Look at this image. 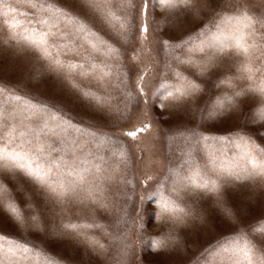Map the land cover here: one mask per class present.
<instances>
[{
    "label": "snow or ice",
    "instance_id": "snow-or-ice-1",
    "mask_svg": "<svg viewBox=\"0 0 264 264\" xmlns=\"http://www.w3.org/2000/svg\"><path fill=\"white\" fill-rule=\"evenodd\" d=\"M20 4L34 11V23L19 18L28 15L18 13ZM191 4L192 0H143L139 6L136 0H0V45L34 53L39 66L37 74H55L67 90L61 104L18 94L24 89L11 92L0 84V176L27 183L32 192L28 202L21 206L8 185L0 180V206L25 232H51L92 250L107 251V246L95 235L99 230L108 237L109 245L117 247L116 264H126L133 231L142 245L153 251L174 242L171 234L146 232L143 223L137 228L126 207L127 202L133 201L135 181L128 176L131 158L122 137L136 140L150 124L114 136L103 131V125L93 118H86L79 111L74 115L72 111L116 112L123 117L133 103H139V97H146V103L159 101L162 109L193 101L202 91L201 85L168 62L167 56L173 50L186 53L173 56L175 64L195 68L198 77L224 59L233 61L235 73H226L220 79L219 84L225 90L211 110L207 107L201 110L202 119L205 113L209 119L225 115L237 106L240 98L251 97L255 119L264 122V62L256 63L254 59V52L264 49V43L258 44L256 40L258 31L264 39V7H258L253 0H226L217 6L199 32L178 43L162 40L164 70L151 98H147L144 90V75L138 78L134 89L131 87L121 67L120 48L95 26L98 20L111 36L126 45L137 30L142 39H147L149 18L152 30L157 31L166 28L170 17L175 18ZM157 13L161 15L159 21ZM85 81L89 82L87 86ZM112 89L118 90L120 99ZM179 135L194 144L215 140L221 147H214L205 165L193 163L184 176L179 169L169 166L153 190L141 197V204L154 198L159 200L158 215L162 219L173 224L183 222L190 212L181 203V195L191 189L219 195L229 181L264 179V147L245 134L209 137L189 129ZM229 146L235 149L231 157L226 154ZM166 180H172L171 185ZM117 183L125 191L113 198L110 189ZM129 186L131 195L127 192ZM73 203L112 211L116 220L105 225L90 220L83 212L73 219L68 214ZM225 213L231 215V210L225 208ZM110 227L117 231H109ZM257 230L264 234V223L217 242L211 249L213 264H264V248H258L252 239ZM0 264H63V261L30 239L0 233Z\"/></svg>",
    "mask_w": 264,
    "mask_h": 264
},
{
    "label": "rangeland",
    "instance_id": "rangeland-1",
    "mask_svg": "<svg viewBox=\"0 0 264 264\" xmlns=\"http://www.w3.org/2000/svg\"><path fill=\"white\" fill-rule=\"evenodd\" d=\"M225 2L226 0H192L189 9H182L175 18L170 17L167 27L158 28L157 31L152 30L153 25L149 18L147 39H142L137 30L126 45H122L116 37L111 36L98 20L95 26L101 35L120 48L121 67L127 73L131 87L134 89L138 78L144 75V90L147 98H151L158 78L164 70L162 65L166 59L161 41L170 40L178 43L199 32L208 24L217 6ZM136 3L139 6L143 0H136ZM253 3L258 7H264V0H253ZM17 8L18 13L28 14L19 17L20 19H31L33 23L35 22V13L31 8L25 4H20ZM160 19L161 15L157 13L156 20ZM136 22L139 24V17ZM212 31L215 29L213 28ZM256 40L258 44L264 43L259 31ZM262 53L264 49L254 52L256 63L264 62ZM185 54L178 49L173 50L171 55L167 56V60L174 64L176 70L201 85L202 91L187 104L172 109H162L159 107V101L146 103V97H139V103H133L130 112L126 111L123 117L116 112L101 114L72 110L74 115L79 111L80 115L93 118L103 125V131L114 136L143 127L145 123L150 124V128L140 133L136 140L122 137L131 158L128 176L135 181L133 201L127 202L126 207L131 213V219L136 221L137 228L143 223L146 232L164 236L171 234L174 242L167 248L153 251L150 247L143 246L141 239L133 231L130 233L126 264H213L214 256L211 249L217 242L241 230L250 231L251 226L264 223V179L229 181L223 186L219 195L197 189L182 193L181 203L190 214L179 224H173L158 215V199L154 198L141 204V197L147 196L153 190L154 185L164 177L169 166L179 169L181 176H184L193 163L205 165L214 147H221L215 140L201 141L199 144L186 141L179 135L186 133V130L195 129L198 133L209 137H228L243 133L256 144L264 147V122L255 119V103L251 97L240 98L237 106L225 115L209 119L205 113V118H201V110L205 107L211 110L217 97L225 90V86L219 84L220 79L226 73H235L233 61L224 59L217 67L198 77L195 68L175 64L172 59L173 56ZM38 67L34 53L17 51L0 45V84L11 92L24 89V92L18 94L29 97L35 95L63 104L67 90L62 88L55 74L44 72L38 75ZM113 81L115 82V77ZM84 83L87 86L89 82ZM92 86L95 88L94 82ZM112 91L120 99L118 90L112 89ZM226 154L231 157L235 154V149L229 146ZM148 177H151V180ZM172 179L178 180L179 177ZM0 180L8 185L21 206L28 202V196L32 194L31 185L4 176H0ZM142 181L146 182L147 186ZM166 183L171 185L172 180H166ZM110 190L113 198H118L117 194H123L125 191L119 183ZM127 192L129 195L132 194L131 186ZM120 203L123 205L124 201L120 200ZM225 208L231 210V215L225 213ZM81 212L90 220L94 219L105 225H112L116 220V215L112 211L95 205L85 208L83 205L73 203L68 214L73 219H77ZM56 222L59 223V220L57 219ZM109 231L116 232L117 229L110 227ZM0 233L20 239H30L51 255L61 259L63 264H116L117 260V247L109 245L108 237L99 230L95 235L107 246V251L92 250L84 244L67 237L53 235L51 232L48 234L25 232L22 226L16 224L4 212L2 206H0ZM252 239L258 248H264V234L259 230L252 233Z\"/></svg>",
    "mask_w": 264,
    "mask_h": 264
}]
</instances>
